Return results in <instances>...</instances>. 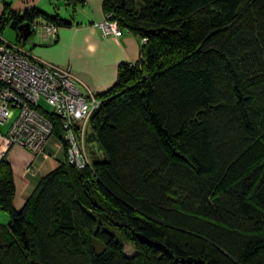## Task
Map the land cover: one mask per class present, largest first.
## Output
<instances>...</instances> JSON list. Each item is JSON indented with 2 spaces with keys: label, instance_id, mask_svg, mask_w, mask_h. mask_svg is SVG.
Instances as JSON below:
<instances>
[{
  "label": "trees",
  "instance_id": "obj_1",
  "mask_svg": "<svg viewBox=\"0 0 264 264\" xmlns=\"http://www.w3.org/2000/svg\"><path fill=\"white\" fill-rule=\"evenodd\" d=\"M0 3V30L28 54L34 25L55 30L50 43L75 25L72 10ZM102 6L143 40L139 59L96 95L85 141L102 158L93 149L84 169L59 163L20 209L0 158V264H264V0ZM24 23L31 35L20 41ZM47 119L63 144L61 121Z\"/></svg>",
  "mask_w": 264,
  "mask_h": 264
},
{
  "label": "built area",
  "instance_id": "obj_2",
  "mask_svg": "<svg viewBox=\"0 0 264 264\" xmlns=\"http://www.w3.org/2000/svg\"><path fill=\"white\" fill-rule=\"evenodd\" d=\"M98 28L104 38L122 35L117 24L106 17ZM51 29L49 39L56 33ZM41 100L61 121L63 144L68 147L64 163L75 162L84 169L89 165L84 150L85 134L99 100L69 70L36 61L20 46L0 43V125L16 117L6 134V142L47 157L45 148L54 139L53 126L47 119L49 112L40 106Z\"/></svg>",
  "mask_w": 264,
  "mask_h": 264
},
{
  "label": "crops",
  "instance_id": "obj_3",
  "mask_svg": "<svg viewBox=\"0 0 264 264\" xmlns=\"http://www.w3.org/2000/svg\"><path fill=\"white\" fill-rule=\"evenodd\" d=\"M8 1V0H7ZM11 8L14 11L21 12L28 6H37L48 13H56L64 7L62 17H68L69 9L66 1L55 0V5L52 1L46 3L45 0H9ZM103 0H83V3H77L72 7L75 11H88L87 19L91 23H101L104 20ZM82 6V10L77 8ZM71 11V10H70ZM2 13V5L0 3V15ZM60 15V14H59ZM75 15V14H74ZM75 18V17H74ZM75 26L69 29H62L59 31L58 40L55 43L50 41L36 40L26 49L31 55L35 50H43L38 53L36 57H40L46 61H53L63 67H68L78 76L83 84L88 87L97 96L105 93L114 83L117 75L119 65L128 64L129 62H136L140 56V41L132 34L124 33L121 37H106L101 34L98 26ZM87 26V27H86ZM2 42H5L0 36ZM6 43V42H5ZM63 44V48L59 51V55L66 51L68 56L67 62H62L59 58L43 57L48 49L52 50ZM36 47V48H35ZM55 51H57L55 49ZM74 51H76L74 53ZM8 132V131H7ZM6 136V135H5ZM5 136L0 133V158L6 154L12 173L15 185V196L13 199V206L15 209H20L27 198L35 190L40 180L47 174L58 168L59 163L64 162V152L62 146L57 142L51 140L45 148L47 157L39 156L36 159L26 150L11 146L8 147ZM90 157L93 154V146L89 144ZM31 172H27V168ZM5 216V215H4ZM0 213V223L7 221Z\"/></svg>",
  "mask_w": 264,
  "mask_h": 264
},
{
  "label": "rangeland",
  "instance_id": "obj_4",
  "mask_svg": "<svg viewBox=\"0 0 264 264\" xmlns=\"http://www.w3.org/2000/svg\"><path fill=\"white\" fill-rule=\"evenodd\" d=\"M6 1V0H5ZM9 1V0H8ZM46 1V3L48 2V1H52L51 3H52V5H55V0H45ZM72 1V0H71ZM62 2H63V0H62ZM67 6H69V5H67ZM63 6H62V8L60 9V11H56V13L57 14H60V15H63V14H65L64 13V10H63ZM78 10H82V6H79L78 8H77ZM70 10H72V8H70L69 9V11ZM44 12H47V11H44ZM48 13V12H47ZM71 13L73 14V17H75L74 19H73V23L76 25V23H79L80 25L79 26H82V25H87V26H98V24L97 23H91V21H89V19H87V13H88V11H75V9H74V11H71ZM75 14V15H74ZM74 25V26H75ZM86 26V27H87ZM34 27V32H35V34L33 35V36H30L26 41H27V43H26V46H25V48L26 49H29V46L31 45V44H33V42L34 41H36V38L35 37H37L38 36V39L39 40H42V41H45V40H48L49 41V37L48 36H50V32L52 31V29L50 28V29H48L49 28V26H46V25H38L37 24V26L36 25H34L33 26ZM69 29V28H68ZM49 30H50V32H49ZM62 30V29H61ZM0 34H1V37L3 38V40L6 42V43H10V44H12V43H15L16 45H19L20 47H21V44L20 43H17L16 42V36H15V32L13 31V30H11L9 27H7V26H3V28H2V30H0ZM121 34L123 35V33L121 32ZM121 35V36H122ZM103 36V35H102ZM106 38V37H105ZM115 38H117V37H115ZM119 38V37H118ZM142 42H143V40L141 41V43H140V45L142 44ZM36 48V47H35ZM63 48V44H61V45H59L57 48H54V49H52V50H50V49H48L45 53H43V57H45V55H47L48 53H49V55L46 57V58H51V57H55V60H57L58 58L62 61V62H67V60H68V56H67V54H66V51H64L63 53H61L60 55H59V51H61V49ZM140 48H141V46H140ZM55 49L57 50V51H55ZM43 50H38L37 51V49L35 50V53L34 54H38V53H41ZM76 51H74V53H75ZM141 52V51H140ZM33 54V55H34ZM32 55V58L34 59V60H36V61H40V62H43V63H46V64H50V65H53L55 68H60V69H66V70H69L70 72H72L71 71V69L70 68H68V67H63V66H61V65H58V64H56L55 62H53V61H46V60H43L42 58H40V57H36V55L35 56H33ZM129 63H131V62H129ZM122 64V63H121ZM120 64V65H121ZM119 65V66H120ZM73 73V72H72ZM74 74V73H73ZM77 78H78V76H77ZM79 79V78H78ZM80 80V79H79ZM81 81V80H80ZM82 82V81H81ZM82 84H83V82H82ZM84 85V84H83ZM86 87V86H85ZM86 88H88V87H86ZM89 89V88H88ZM90 90V89H89ZM91 91V90H90ZM92 92V91H91ZM93 93V92H92ZM95 96H96V94L95 93H93ZM40 106L44 109V110H46L47 112H49V113H51L52 112V109L50 108V106H48L47 104H45V102L43 101V100H41L40 101ZM18 111H15V113H14V115H16V113H17ZM91 118V117H90ZM12 121H14V119H12L11 121H10V123H8V124H5V125H0V133L3 135V136H5L6 134H7V131L9 130V127H10V125L12 124ZM58 127H59V131L61 130V133L63 132V129H61L60 128V126L58 125ZM86 133H90V126L88 125V127H87V130H86ZM86 138H87V136L85 135V139H84V150H85V152H86V154H87V156H88V152H89V145L86 143ZM5 141H6V136H5ZM7 143V142H6ZM8 145V144H7ZM60 145L62 146V148H63V152H64V154L66 155V153H67V150H68V147H67V145H64V144H61L60 143ZM94 148L93 149H95L96 150V156H99V157H101L102 158V153L101 152H99L98 150H97V147H96V144L95 143H93V145H92ZM8 147H11L10 145H8ZM79 150L80 151H82L81 150V148L79 147ZM29 152V151H28ZM30 153V152H29ZM32 153V152H31ZM30 153V154H31ZM33 154V153H32ZM31 154V155H32ZM33 156H34V159H36L37 157H39L40 156V154L39 153H34L33 154ZM71 166H73V165H71ZM31 169H29V167L27 168V172H31L30 171ZM0 213L4 216V217H7L6 216V214L5 213H3V212H1L0 211ZM5 223H0V224H7V222H8V220L7 221H4ZM126 251H127V253L128 254H131V251H130V249H129V247H126Z\"/></svg>",
  "mask_w": 264,
  "mask_h": 264
},
{
  "label": "water",
  "instance_id": "obj_5",
  "mask_svg": "<svg viewBox=\"0 0 264 264\" xmlns=\"http://www.w3.org/2000/svg\"><path fill=\"white\" fill-rule=\"evenodd\" d=\"M18 32H19V40L21 41H25L30 35H31V31H30V26L28 23H24L22 24L19 28H18Z\"/></svg>",
  "mask_w": 264,
  "mask_h": 264
},
{
  "label": "bare ground",
  "instance_id": "obj_6",
  "mask_svg": "<svg viewBox=\"0 0 264 264\" xmlns=\"http://www.w3.org/2000/svg\"><path fill=\"white\" fill-rule=\"evenodd\" d=\"M72 165L76 167L77 169H82V167L75 162H72Z\"/></svg>",
  "mask_w": 264,
  "mask_h": 264
}]
</instances>
